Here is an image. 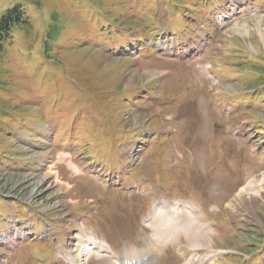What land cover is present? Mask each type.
<instances>
[{
  "label": "rangeland",
  "instance_id": "374dc122",
  "mask_svg": "<svg viewBox=\"0 0 264 264\" xmlns=\"http://www.w3.org/2000/svg\"><path fill=\"white\" fill-rule=\"evenodd\" d=\"M17 4L31 25L0 54V264L149 250L158 201L192 206L213 242L181 234L146 264H264V0H0V19ZM78 245L94 248L76 261Z\"/></svg>",
  "mask_w": 264,
  "mask_h": 264
},
{
  "label": "bare ground",
  "instance_id": "6f19581e",
  "mask_svg": "<svg viewBox=\"0 0 264 264\" xmlns=\"http://www.w3.org/2000/svg\"><path fill=\"white\" fill-rule=\"evenodd\" d=\"M245 34H248L249 30L244 31ZM140 72V70H138ZM148 78H152L155 76V73L153 71H145L144 72ZM47 175V174H45ZM252 181L247 182L245 185H243L240 188V192L247 191L252 186ZM263 187L264 184V176L262 179L258 182ZM58 185V184H57ZM60 187L59 190H62L65 186L64 184H59ZM261 190H258L257 193H261ZM58 191V190H57ZM155 213L152 217L156 218V216H161V231L158 229L157 236L150 238V244H149V250H143L140 251L136 246L133 249H129L125 252V254L120 258V260L117 262L115 261L113 264H146L147 261L150 259V255L152 253H158L163 249V244H168L174 242L177 237H179L181 234H185L186 237L194 240V243L196 242H206L209 246L212 245V240H209L208 231H206V228L203 227L202 223L200 221H203V218L198 214L197 210L193 209L192 206L186 204V202H183L181 205L186 208V211H177L180 207L175 202H168L164 203L163 201L155 202ZM159 204H162V210H159ZM186 212H188L186 214ZM151 217V216H150ZM150 220V219H149ZM153 222V221H152ZM158 222V221H157ZM154 224V223H151ZM150 225V224H149ZM159 227V224H157ZM156 226V225H155ZM157 227V226H156ZM155 227V228H156ZM154 228V227H153ZM84 238V237H83ZM160 238V240H159ZM168 238V239H167ZM170 239V240H169ZM93 242L90 244H98V246L103 247L102 251H106L107 249H110L108 245L104 242H98L96 240H92ZM95 247V246H94ZM105 248V249H104ZM92 247L85 246L83 249L78 245V249L72 252H75L74 254V260H79L80 256L88 255L90 252H92ZM81 259V258H80Z\"/></svg>",
  "mask_w": 264,
  "mask_h": 264
},
{
  "label": "trees",
  "instance_id": "16d2710c",
  "mask_svg": "<svg viewBox=\"0 0 264 264\" xmlns=\"http://www.w3.org/2000/svg\"><path fill=\"white\" fill-rule=\"evenodd\" d=\"M30 25V20L20 4H17L3 14L0 19V54L8 46L15 28L21 26L27 27ZM49 28L47 36L56 33L57 28L55 26H50ZM47 46L48 45H45V47ZM0 85H3V83H0Z\"/></svg>",
  "mask_w": 264,
  "mask_h": 264
}]
</instances>
